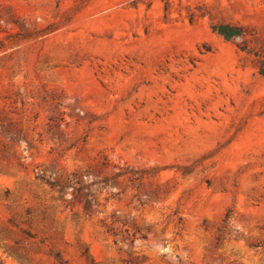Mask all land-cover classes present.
<instances>
[{"label":"rangeland","instance_id":"obj_1","mask_svg":"<svg viewBox=\"0 0 264 264\" xmlns=\"http://www.w3.org/2000/svg\"><path fill=\"white\" fill-rule=\"evenodd\" d=\"M0 264H264V0H0Z\"/></svg>","mask_w":264,"mask_h":264},{"label":"trees","instance_id":"obj_2","mask_svg":"<svg viewBox=\"0 0 264 264\" xmlns=\"http://www.w3.org/2000/svg\"><path fill=\"white\" fill-rule=\"evenodd\" d=\"M211 29L215 31L217 34L222 36L225 40H229L234 36L240 34V28L236 26H231L227 24H218L212 25Z\"/></svg>","mask_w":264,"mask_h":264}]
</instances>
